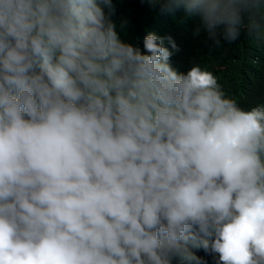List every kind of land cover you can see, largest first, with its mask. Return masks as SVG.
<instances>
[{
  "label": "clouds",
  "instance_id": "clouds-1",
  "mask_svg": "<svg viewBox=\"0 0 264 264\" xmlns=\"http://www.w3.org/2000/svg\"><path fill=\"white\" fill-rule=\"evenodd\" d=\"M140 3L264 45V0ZM116 14L0 0V264H264V103Z\"/></svg>",
  "mask_w": 264,
  "mask_h": 264
},
{
  "label": "trees",
  "instance_id": "trees-1",
  "mask_svg": "<svg viewBox=\"0 0 264 264\" xmlns=\"http://www.w3.org/2000/svg\"><path fill=\"white\" fill-rule=\"evenodd\" d=\"M114 3L117 23L122 19L129 22L122 35L130 42L141 45L149 31L172 35L181 48L172 58L174 67L186 71L190 62L207 67L220 77L225 90L244 109L264 103V45L242 36L234 45L210 50L200 38L192 36L194 22L180 12L175 16L161 15L140 0H114ZM208 264H214L212 257Z\"/></svg>",
  "mask_w": 264,
  "mask_h": 264
}]
</instances>
